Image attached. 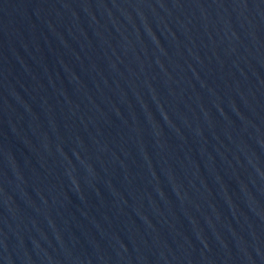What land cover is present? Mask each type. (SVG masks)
<instances>
[{
  "label": "water",
  "instance_id": "water-1",
  "mask_svg": "<svg viewBox=\"0 0 264 264\" xmlns=\"http://www.w3.org/2000/svg\"><path fill=\"white\" fill-rule=\"evenodd\" d=\"M0 264H264V0H0Z\"/></svg>",
  "mask_w": 264,
  "mask_h": 264
}]
</instances>
